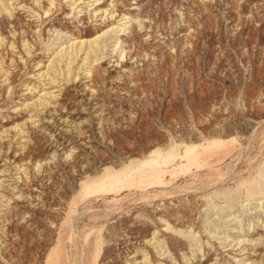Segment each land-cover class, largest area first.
<instances>
[{"label":"rangeland","instance_id":"obj_1","mask_svg":"<svg viewBox=\"0 0 264 264\" xmlns=\"http://www.w3.org/2000/svg\"><path fill=\"white\" fill-rule=\"evenodd\" d=\"M0 264H264V0H0Z\"/></svg>","mask_w":264,"mask_h":264}]
</instances>
